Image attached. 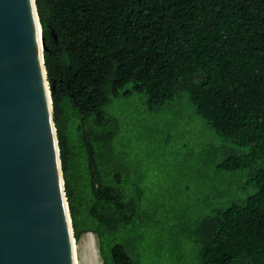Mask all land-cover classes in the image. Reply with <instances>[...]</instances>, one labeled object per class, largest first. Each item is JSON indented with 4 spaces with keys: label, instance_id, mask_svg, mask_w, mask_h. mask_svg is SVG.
I'll return each mask as SVG.
<instances>
[{
    "label": "trees",
    "instance_id": "trees-1",
    "mask_svg": "<svg viewBox=\"0 0 264 264\" xmlns=\"http://www.w3.org/2000/svg\"><path fill=\"white\" fill-rule=\"evenodd\" d=\"M36 4L75 238L94 233L102 264L143 263L162 204L121 110L137 99L156 116L185 94L212 130L196 165L214 185L240 179L190 217L179 204L186 238L200 264H264V0Z\"/></svg>",
    "mask_w": 264,
    "mask_h": 264
},
{
    "label": "water",
    "instance_id": "water-1",
    "mask_svg": "<svg viewBox=\"0 0 264 264\" xmlns=\"http://www.w3.org/2000/svg\"><path fill=\"white\" fill-rule=\"evenodd\" d=\"M36 0H0V264H78Z\"/></svg>",
    "mask_w": 264,
    "mask_h": 264
},
{
    "label": "rangeland",
    "instance_id": "rangeland-1",
    "mask_svg": "<svg viewBox=\"0 0 264 264\" xmlns=\"http://www.w3.org/2000/svg\"><path fill=\"white\" fill-rule=\"evenodd\" d=\"M121 112L136 120L133 131L141 142L138 156L144 161L143 170L152 192L150 197L162 204L157 205V213L150 219L142 264H200V256L196 254L198 247L186 238L184 226L188 218L183 216L184 208L179 204L190 206L186 210L190 217L196 212L192 206L209 199L214 187L225 190L229 177L240 179L230 173H220L219 177L225 176L226 183L217 181L214 185L213 181L208 182L214 176L211 170L196 165L197 151L207 148L212 130L206 119L195 112L185 94L156 116L150 115L137 99ZM216 146L213 143L212 149ZM135 149L131 137V155H135ZM76 252L78 264H102L97 237L92 232L76 239Z\"/></svg>",
    "mask_w": 264,
    "mask_h": 264
}]
</instances>
